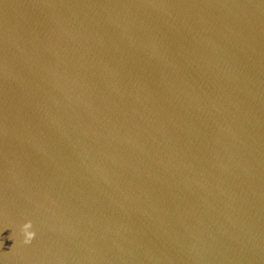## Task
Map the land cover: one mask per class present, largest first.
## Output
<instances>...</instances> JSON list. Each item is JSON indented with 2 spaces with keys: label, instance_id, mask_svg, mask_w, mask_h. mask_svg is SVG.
<instances>
[{
  "label": "water",
  "instance_id": "1",
  "mask_svg": "<svg viewBox=\"0 0 264 264\" xmlns=\"http://www.w3.org/2000/svg\"><path fill=\"white\" fill-rule=\"evenodd\" d=\"M0 264H264V0H0Z\"/></svg>",
  "mask_w": 264,
  "mask_h": 264
},
{
  "label": "clouds",
  "instance_id": "2",
  "mask_svg": "<svg viewBox=\"0 0 264 264\" xmlns=\"http://www.w3.org/2000/svg\"><path fill=\"white\" fill-rule=\"evenodd\" d=\"M20 232L22 233L23 243L29 244L34 239L36 233L33 230V224L31 220H26L20 227Z\"/></svg>",
  "mask_w": 264,
  "mask_h": 264
}]
</instances>
